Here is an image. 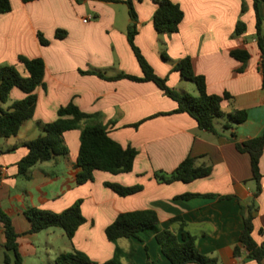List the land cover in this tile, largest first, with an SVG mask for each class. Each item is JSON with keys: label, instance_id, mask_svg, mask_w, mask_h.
<instances>
[{"label": "crops", "instance_id": "obj_1", "mask_svg": "<svg viewBox=\"0 0 264 264\" xmlns=\"http://www.w3.org/2000/svg\"><path fill=\"white\" fill-rule=\"evenodd\" d=\"M172 1L180 6L184 16L178 31L167 34L158 33L153 26L157 8L154 0H132L137 15L134 43L170 87L197 93L195 85H188L173 69L180 58L190 56L194 72L205 77L208 93L230 95L220 102L224 114L216 118L214 131L199 129L196 120L186 112H172L176 102L152 81L107 80L98 74H143L127 40V29L132 21L124 2L10 0L11 10L0 13V65L12 64L25 76L27 71L19 56L41 57L45 64L43 84L35 88L37 102L32 118L0 146V159L4 158V153L23 149L19 159L10 164L16 168L14 177L10 176L9 164L0 162V201L16 191L17 163L28 152L25 142L41 134L37 122L55 120L57 109L69 102L91 114L83 125H102L123 147L131 146L137 151L129 172L113 174L95 170L93 180L77 184L75 175L79 168L75 163L80 128L65 131L62 138L67 154L39 162L28 170L24 188L20 189L28 197V204L18 205L21 212L16 214L11 203L4 209L18 234L16 241L22 264L25 257L35 256L41 248L56 258L72 247L85 252L93 261L103 262L113 256L116 245L126 252L134 248L132 264H147V256L159 264H170L154 235L139 233L136 237L119 238L116 243L106 238L105 227L119 213L138 209L154 210L160 227L173 230L178 236L182 231L193 235L198 249L215 257L216 264H259L248 258L242 247L237 256L233 254L243 228L241 205L250 201L256 186L250 156L238 151L235 141H245L264 132L263 73L252 0ZM259 12L264 28V0L259 2ZM87 15L94 18L83 22ZM239 19L245 22L246 29L235 35ZM57 30L65 31L64 35L57 37ZM39 34L48 44H41ZM235 48L249 52L244 65L230 55ZM163 50L172 64L162 57ZM24 96L20 88L13 87L8 101L1 106L6 108ZM233 108L246 111L244 122H230L227 114ZM141 120L138 126H133ZM232 130L236 139L230 135ZM187 156L197 157L198 165H209L210 174L191 182L164 183L155 179V171L170 173ZM63 163H68L69 167L65 169ZM259 167L261 192L256 198L252 232L258 243L264 241V148ZM105 182L124 186L139 184L142 188L121 196L105 186ZM185 192L200 195L176 198ZM224 195L230 197H218ZM77 199H82L81 213L85 222L75 231L72 246L68 241L63 245L55 244L63 235L53 229L58 227L29 232L30 222L24 214L26 207L36 206L58 213ZM174 216L185 220L183 230L178 229V223H171ZM42 232H45V240L39 243ZM3 242L0 222V262H4ZM121 261L131 264L127 257ZM10 263L13 261L6 264ZM260 264H264V259Z\"/></svg>", "mask_w": 264, "mask_h": 264}, {"label": "trees", "instance_id": "obj_2", "mask_svg": "<svg viewBox=\"0 0 264 264\" xmlns=\"http://www.w3.org/2000/svg\"><path fill=\"white\" fill-rule=\"evenodd\" d=\"M28 2L32 0H22ZM118 1V0H105ZM128 7V13L132 23L127 29V40L142 70V76H135L127 73H119L115 76H105L101 72L98 74L107 80L128 78L135 81H152L165 95L176 102V108L172 112H186L192 116L199 129L214 131L216 118L222 116L224 112L220 108V102L224 98H230L228 93L223 95L211 94L206 90L205 77L197 74L193 70L190 56L180 58L173 66L181 77L191 81L196 87V94L180 92L167 85L165 77L159 76L152 65L143 56L140 49L134 43L137 33L136 11L132 0H120ZM157 8L153 14V26L158 33H174L178 31L179 24L184 13L180 6L172 0H154ZM252 0L255 16L256 42L261 51L260 66L263 73L264 88V28L263 19L259 12V2ZM11 10L10 0H0V13ZM242 12L245 5L242 4ZM246 29V24L241 19L235 24L234 34H241ZM65 31L57 30L56 36L62 37ZM41 44H48L41 34H39ZM230 55L242 62L244 65L250 57L246 49L235 48L230 51ZM162 57L168 59L166 52L162 51ZM18 60L24 65L27 75L23 76L12 64L0 65V137L7 138L15 135L22 124L32 118L37 95L35 88L43 84L45 64L41 57L19 56ZM84 72V71H81ZM13 87L20 88L25 96L13 101L8 107L3 108L1 104L9 99L10 91ZM57 118L53 121L42 123L37 122L41 129V134L25 142L28 152L17 163L18 174L28 177V170L39 162L50 161L58 156H65L67 148L63 143L62 135L65 131L80 128L79 149L76 158V167L79 168L75 175L77 184H83L93 180L94 171L101 170L113 174L129 172L132 169L137 151L131 147H123L120 143L111 138L107 130L102 125H83L82 123L91 114L80 110L75 104L69 102L57 109ZM229 120L233 124H239L246 120L247 113L244 109L233 108L228 114ZM142 122L134 123L138 126ZM233 128L232 125H228ZM231 137L236 139V134L232 130ZM235 146L240 152H247L250 156L252 179L255 181V190L251 199L241 205L243 217V228L239 236V245L233 248V254L237 256L241 247L247 251V257L257 261L259 264L264 259V241L256 242L252 236L254 211L257 209L256 198L261 192V172L259 162L264 148V132L256 137L245 141H235ZM197 157L187 156L170 173L160 171L154 172V177L159 182L170 183L175 180L191 182L197 178L207 176L211 172L209 165L196 164ZM105 186L111 188L117 194L126 196L141 190V185L124 186L118 183L105 182ZM200 195L199 193L185 192L177 195L176 198L188 199ZM230 197V195L218 196ZM82 199L75 200L69 207L61 212H53L36 206H28L24 209V214L30 222V233H37L42 230L58 227L72 246L71 240L77 228L85 222V217L81 213ZM0 222L4 234V262L11 260L13 264H22V256L18 250L15 231L11 216L0 207ZM171 223H178V229L183 230L186 223L182 216H174ZM105 236L109 241L116 243L119 238L136 237L139 233L154 235L161 252L169 259L170 264H216L215 257L202 253L193 235L185 234L180 236L173 230L162 228L156 212L152 209H138L119 213L116 218L105 227ZM134 248L128 252L115 246L113 256L103 262H96L83 251L73 248L69 251L60 252L56 258V264H124L121 259L127 257L132 264ZM147 264H159L146 259Z\"/></svg>", "mask_w": 264, "mask_h": 264}, {"label": "rangeland", "instance_id": "obj_3", "mask_svg": "<svg viewBox=\"0 0 264 264\" xmlns=\"http://www.w3.org/2000/svg\"><path fill=\"white\" fill-rule=\"evenodd\" d=\"M167 56H168V59H165V61L168 64H172L173 61L170 60L169 55H167ZM186 83H188V85H194L189 80H187ZM189 92H188L189 94L193 95V93H191L192 91H189ZM4 140H5V138L0 137V146L3 145ZM22 151H23V149L20 148V150H18L16 152L4 153V158L2 157L0 159L1 163H8L9 164L10 176H12L14 173H16V168L11 166L10 164L14 163L15 160L19 159L20 155L22 154ZM63 165H64L65 169H67L69 167L68 163H63ZM12 177H14V176H12ZM17 177H18L17 178L18 180L16 182V185H17L16 191L10 196V198L1 199V201H0V207L3 209H5L8 206V204L11 203L13 205L14 214H16L17 212H19L21 210L18 207V205L26 206L28 204L27 202L29 201L28 197L24 193H22V190L20 191V189L24 188L26 178L23 177L22 175H18ZM16 196H19V197L17 198ZM31 199L34 202L36 201V198L34 195H32ZM53 229L55 231H60V233L63 234L62 236L58 237V239L56 241H54L55 244L63 245L64 243H66V241H68L65 234H64V231L61 228H53ZM44 233L45 232H42L40 234L39 243L44 242V240H45L44 236H43ZM0 264H6V263L0 262ZM10 264H13V263H10ZM24 264H55V257H54V255H48L45 252V250L41 248V249H39V251L37 252V254L35 256L25 257V263Z\"/></svg>", "mask_w": 264, "mask_h": 264}, {"label": "built area", "instance_id": "obj_4", "mask_svg": "<svg viewBox=\"0 0 264 264\" xmlns=\"http://www.w3.org/2000/svg\"><path fill=\"white\" fill-rule=\"evenodd\" d=\"M94 18V16H92V15H87V16H85L82 20H83V22H88V21H90L91 19H93Z\"/></svg>", "mask_w": 264, "mask_h": 264}]
</instances>
